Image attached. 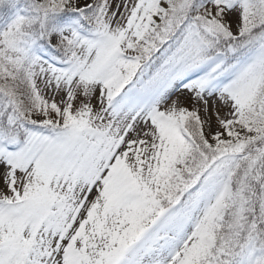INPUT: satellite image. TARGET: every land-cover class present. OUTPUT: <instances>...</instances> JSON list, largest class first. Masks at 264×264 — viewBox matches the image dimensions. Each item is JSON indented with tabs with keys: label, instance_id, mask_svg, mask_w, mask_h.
<instances>
[{
	"label": "snow or ice",
	"instance_id": "snow-or-ice-1",
	"mask_svg": "<svg viewBox=\"0 0 264 264\" xmlns=\"http://www.w3.org/2000/svg\"><path fill=\"white\" fill-rule=\"evenodd\" d=\"M0 264H264V0H0Z\"/></svg>",
	"mask_w": 264,
	"mask_h": 264
}]
</instances>
